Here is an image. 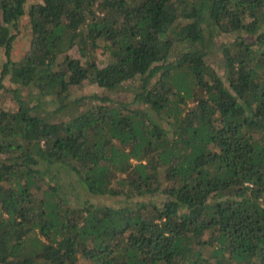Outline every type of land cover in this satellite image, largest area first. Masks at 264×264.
Returning a JSON list of instances; mask_svg holds the SVG:
<instances>
[{"label": "trees", "instance_id": "16d2710c", "mask_svg": "<svg viewBox=\"0 0 264 264\" xmlns=\"http://www.w3.org/2000/svg\"><path fill=\"white\" fill-rule=\"evenodd\" d=\"M28 4L0 0V264H264V0Z\"/></svg>", "mask_w": 264, "mask_h": 264}, {"label": "rangeland", "instance_id": "374dc122", "mask_svg": "<svg viewBox=\"0 0 264 264\" xmlns=\"http://www.w3.org/2000/svg\"><path fill=\"white\" fill-rule=\"evenodd\" d=\"M43 2V0H29V4H35V3H41ZM17 33V34H16ZM14 34H16L15 40L13 42V50H12V59L14 61H19L22 58H24L26 56V54L28 53L29 49H30V43H31V28L28 25V19L24 18L22 20V23L20 25V30H18V32H15ZM231 40H233L231 37H226V36H219L217 39L218 43H223L226 44L228 42H230ZM73 55H76V51L72 52ZM222 57V53L218 50H215V52L212 54V56L210 57L211 61L216 65V68L219 67V63H218V58L221 59ZM7 58H6V54H5V50L4 49H0V76H1V72H2V66L3 64L6 62ZM104 63H102L103 65ZM220 70V69H219ZM4 88L2 90H0V109L2 110H6V111H15L17 109V103L16 100L14 98V93L12 91V89L16 88V86H14L11 81L10 78L7 77L6 80H4ZM29 90L24 89L21 91V94L24 97H28ZM100 95V96H110L112 98H124L126 95V99L128 97V99H131V95L129 93L125 94L124 91L123 92H109L106 91L96 85H90V84H86L83 86V88L78 89L77 91L74 92V96L75 97H89L91 95ZM129 94V95H128ZM29 99V97H28ZM125 99V98H124ZM90 103V101H88ZM84 110V109H82Z\"/></svg>", "mask_w": 264, "mask_h": 264}]
</instances>
